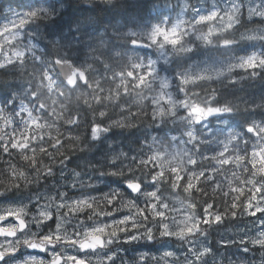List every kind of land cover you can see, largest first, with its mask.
Masks as SVG:
<instances>
[{"label":"clouds","instance_id":"obj_1","mask_svg":"<svg viewBox=\"0 0 264 264\" xmlns=\"http://www.w3.org/2000/svg\"><path fill=\"white\" fill-rule=\"evenodd\" d=\"M0 264H264V0H0Z\"/></svg>","mask_w":264,"mask_h":264}]
</instances>
